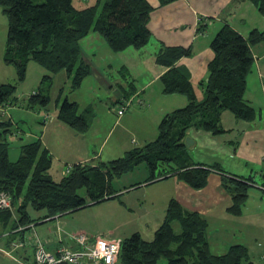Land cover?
<instances>
[{
	"label": "trees",
	"instance_id": "trees-1",
	"mask_svg": "<svg viewBox=\"0 0 264 264\" xmlns=\"http://www.w3.org/2000/svg\"><path fill=\"white\" fill-rule=\"evenodd\" d=\"M160 7L177 0H157ZM256 5L264 18V0H246ZM7 18L4 59L14 64L24 76L25 64L34 61L50 79L64 71L70 91L77 90L90 73L81 58L80 40L96 32L113 52L128 47L139 50L146 46L151 33L147 27L153 7L147 0H98L92 6L75 8L72 0H0ZM203 28H198L202 31ZM264 43V29H253L246 37L224 25L212 38L213 54L207 64V76L199 84L202 99L197 100L188 72L177 63L191 57V47H163L155 54V63L165 72L159 77L162 93L186 98L184 107L165 114L157 126V136L140 148L94 166L75 164L59 180L50 174L52 156L39 141L21 146L15 162L8 159V136L12 122L5 119L4 109L12 101L13 85L0 84V193L7 194L10 209L0 210V229L7 237L23 238L29 226L37 221L55 220L118 197L112 182L133 172L143 164L151 183L175 176L195 190L206 185L216 166L194 163L187 154L183 139L189 129L213 136L226 132L221 125L222 112L235 119L251 122L256 111L245 101L246 78L253 64L252 48ZM48 96L40 90L28 98L31 105L45 107ZM39 110V109H38ZM92 114L78 113L77 105L67 98L61 102L57 119L75 133L85 134ZM212 169V170H211ZM223 190L230 196L228 212L241 214L250 187L247 180L221 174ZM85 190V197L78 192ZM13 207V209H12ZM28 209L39 215L32 218ZM174 224L179 232L174 231ZM22 230H19V229ZM207 221L196 212L182 208L174 199L167 203L165 216L151 240L138 233L120 241L118 264H254L243 245H232L223 255H212L206 240ZM5 235V236H6Z\"/></svg>",
	"mask_w": 264,
	"mask_h": 264
},
{
	"label": "rangeland",
	"instance_id": "rangeland-1",
	"mask_svg": "<svg viewBox=\"0 0 264 264\" xmlns=\"http://www.w3.org/2000/svg\"><path fill=\"white\" fill-rule=\"evenodd\" d=\"M72 3L75 5L74 0H72ZM243 11L246 15V27H260L263 25L264 19L258 13L255 4L251 2L246 3V8ZM236 18L238 19V17ZM237 19L233 21V25L240 29L244 24L237 21ZM6 34L7 18L0 8V84L14 86L11 97L14 103L6 106V111L3 113L5 119L10 117L13 121L12 135L7 138V154L10 162L17 161L20 156L21 146L29 144L41 136V121L45 113H48L51 121L55 120L64 98H67L69 102L76 101L78 112L92 114L93 117L89 131L92 133L86 135V142L90 144L89 148L91 152L95 151V153L101 154L102 161L120 157L124 151L142 146L145 142L155 139L157 135V121L160 119L156 115V111L160 104L159 100L154 101L151 98L149 102L148 98L153 88H162L159 81L155 85L151 84L144 91V95L142 96L145 102H143L144 100L139 95L123 99V102L115 101L119 95L123 94L118 86L114 84L116 81L130 83L136 88H141L142 85L149 81L152 75L150 74V68L153 66V63L148 53H144L143 58H138L137 55H132L133 52L135 54L138 53L133 47H128L118 52L107 49L106 52L111 62H107L106 64L102 61L104 53L95 57L92 63L90 62L92 72L82 80L77 90L71 92L64 71H60L51 76L50 79H47L44 78V76L48 75L47 72L34 61H28L25 64L24 76L20 79L17 67L12 63H7L4 59ZM149 44L139 49V52L148 48ZM262 61H264V56L262 57ZM109 63H111V66H109ZM122 65L124 67H121ZM254 68H256V65L252 64L251 71L246 78L245 96L248 95L256 102L260 100V88L256 81ZM102 79L109 82L111 88L108 87V84L103 83ZM37 90L48 96L49 99L46 106L31 105L28 107L29 96ZM161 96L158 99L185 98L177 94L166 95L162 93ZM140 101H142L143 107L140 106L142 105L139 104ZM122 103L128 105V107L124 111V115L118 117L115 111ZM262 114L264 115V112ZM46 130H43V137L47 136L52 147H55V144H62V142H57L53 138V131L46 132ZM17 133L20 135H17ZM66 139L70 138H64L63 141ZM218 139H216L217 145L226 149V147L218 144ZM62 145L66 144L63 143ZM77 146L79 147L80 144L78 143ZM71 149L76 152L82 151V149H78L77 147H72ZM186 150L191 160L194 159L193 157L205 153L198 147ZM56 153H59V150H56ZM65 167L62 160H59L55 154L50 168V174L53 179L59 180L61 171ZM249 168L250 165H246V171ZM262 172H264L263 166H253V171L252 173L250 172V175H252L256 183V188L249 187L241 215L237 217L231 216L229 217L230 221L225 223V226L229 229L233 228L232 230L235 231L236 239L249 245L250 257L255 264H264V230L251 223H246L245 225L238 217H246L252 213L259 214L263 209L264 191H261V185H264V175ZM147 176L148 172L144 165L141 164L133 172L115 179L112 185L115 190L136 186L140 182H145ZM173 191L174 183L171 179L135 188L123 193L117 200L104 201L75 212L63 214L56 221L53 220L42 224L39 223L40 221H37V225H35L36 234L44 241L46 247L49 245L50 239L55 242L57 236L63 238L64 236L67 237L77 233H84L88 237L104 236L110 233L108 236L110 239L121 241L130 237L134 232H138L144 240L149 241L152 239L155 230L159 227V224L155 225L156 221H154V218L158 210L161 209L160 204H164L162 203V196L166 193L170 195ZM78 194L81 197H85V190H80ZM28 214L32 218L39 215L30 209H28ZM55 223L59 227V234L58 231L55 233V230L52 228V225ZM47 229L50 231V237L46 233ZM174 231L176 233L179 232L177 224H174ZM224 231L227 232L226 230ZM2 233L0 229V234L2 235ZM207 234L211 243L210 250L215 253L213 246L220 238L218 226L213 222L210 223ZM20 241L22 242L23 238ZM0 248H3V246ZM10 249V244L9 246L7 244V248L3 249L12 255L9 259L14 261L15 258H19L16 251L18 249L12 252ZM30 253L31 257L28 260V264H34L32 258L33 252ZM9 259L0 253V264H16ZM158 264H164V260H160Z\"/></svg>",
	"mask_w": 264,
	"mask_h": 264
},
{
	"label": "crops",
	"instance_id": "crops-1",
	"mask_svg": "<svg viewBox=\"0 0 264 264\" xmlns=\"http://www.w3.org/2000/svg\"><path fill=\"white\" fill-rule=\"evenodd\" d=\"M147 1L153 7V11L150 14V20L147 25L151 33V39L149 41L150 44L148 43L150 46L142 52H139V50H137L138 53L135 54V52H133L132 55H137L138 58H143L144 53H148L153 63V66H151L150 68V74L152 75L149 81L146 84L142 85L141 88H136L134 87V85L130 83H124L123 81H116L114 84L117 85L123 93L121 96L119 95L118 98L115 99L116 102H123V99H127L136 95H139L143 99L142 95H144V91H146L151 84L155 85V83H158L157 81H159V77L165 72V69L161 68L155 63V54L163 47H191V57L180 59L177 65L183 67L188 72L190 78L189 81L193 87L196 99L201 100L202 93L199 90L198 84L202 80L206 79L207 64L213 57V54L209 48V44L212 40L213 35L216 34L224 25H228L243 37H246L248 33L253 29H264V23L260 27H246V15L243 11V9L246 8V3L249 2L246 0H177L163 7L159 6L157 0ZM74 2L75 8L82 9L96 4L98 0H74ZM236 17H238V19ZM235 19L244 24L242 27H240V29L233 25V21ZM200 27L203 28L202 31H198V28ZM79 44L81 48V58L83 62L88 65L90 72H92L90 62L92 63L94 58L99 56L101 53L105 54L102 60L103 62H105L106 64L107 62H111L106 52L109 48L103 38L96 32L88 33L84 38L80 40ZM252 53L253 64L256 65V68H254L256 72V81L258 82L260 88V100L254 102V100H252L248 95H244V99L246 103L256 111V118L251 122H245L235 119L232 114L224 111L222 112L220 121L224 130H226L225 133L220 134L219 136L217 135L216 137L209 133L195 129H189L186 133V136L190 137L194 141V145L192 148L198 147L205 152L203 155H197L196 157H193L194 159H192V161L196 164H200L209 168L212 166H216L221 171L219 172L218 170L211 169L212 171L207 177L206 185L199 190L192 189L185 183L178 181L175 176L169 177V175L168 177H166V179L158 181L156 180L151 183H145L143 181L136 186L117 189L116 195H118V197L116 199H113L117 200L123 193L129 192L132 189L171 179L174 183V191L170 195H168L169 193H166L162 196V203L164 204H160L161 209H159L158 213H156V217L154 218V221H156L155 225L161 224L165 216L167 203L170 199H174L185 210L196 212L200 216H202L207 221V229L212 222L218 226L220 238L214 243L213 248L215 249V253L210 250L211 243L206 231V240L208 243L209 251L212 255H223L224 253H226L227 249L230 246L243 245L247 248L250 257L248 249L249 245L236 239L235 231L232 230L233 228L229 229L225 226V223L227 221H230L229 217H237L241 214L233 215L228 212V208L232 205V202L230 196L223 190L220 178L221 174H224L226 176L239 177L247 180L250 187L256 188V183L252 175H250V172L252 173L254 165H261L264 167V115L262 114V112H264V61H262V57L264 56V43H262V45L260 44L256 47H253ZM109 66H111V63H109ZM121 67H124V65H122ZM102 81L103 83L108 84V87L111 88L109 82H107L105 79H102ZM152 90L153 91H151L152 93L148 98L149 102L152 98L154 101L159 100L160 104L159 108L156 111V115L160 118L157 121V126L161 118L165 114L170 113L175 109L182 108L187 103L186 98H167L166 100L158 99L159 97H162V88H153ZM72 102L76 103V101ZM143 102H145V100ZM141 104L142 105L140 106L143 107L142 101ZM5 111L6 110L4 109V112ZM78 113L81 114L83 112ZM123 115L124 114H122L121 116ZM9 119L11 120L10 117ZM11 122L13 121L11 120ZM41 123V136L37 137L36 140L39 141L40 145L50 153L52 159H54V155L56 154L57 158L59 160H62V163L66 166L65 168H67V166L70 167L75 164L94 166L102 161L101 154L95 153V151H92V153L89 148L90 144L86 142V135H88V133H92L89 132L91 126L85 134L80 135L60 122L57 119V114L55 120L51 121V117L48 116V113H45ZM44 129H47L46 132L53 131V138L57 142H62V144L64 143L66 145L55 144V147H52L49 139H47V136L43 137ZM17 135L20 134L17 133ZM63 137H68L70 139H66L65 141H63ZM216 139H218V144L226 147V149L218 146L216 143ZM78 143L80 144L79 147L77 146ZM147 143L149 142H145L142 146L135 148L143 147ZM72 147H77L78 149H82V151L76 152L71 149ZM56 150H59V153H56ZM129 150L124 151V153ZM123 154L121 156H123ZM117 158L119 157H115L114 159ZM107 161L110 160H106L104 162ZM246 165H250V168L247 171ZM64 169L61 171V177L64 176ZM262 173L264 175V172ZM261 187V191H264V185H261ZM238 219H240V221L245 225L246 223H251L259 227L261 230H264V206L259 214L252 213L251 215L246 217H238ZM50 221L52 220H48L45 222L40 221L39 223L42 224ZM32 225L34 226L33 231L36 233L35 225L37 224L35 223ZM52 228L53 230H55V233L57 231L58 234L60 233L57 223L53 224ZM224 230H226L227 232H225ZM46 233L48 234V237H50L49 229H47ZM5 235L6 233H4L2 238L0 237V245L3 246V248H0V253L5 255L9 259V257H11L12 255L7 253L8 251H5L3 249L7 248V244L8 246L9 244L11 245V241H16L18 238L13 239L15 237H7ZM31 235L32 230H27L23 234V236L25 237ZM109 235L110 233H107L102 237L109 238ZM66 239V236H64L63 238L57 236L55 242L50 239L49 245H47V249L53 252L54 249L57 248L58 240L62 242ZM46 242L48 243L47 240ZM75 248L76 246L74 244L71 245V250H74ZM18 250L16 251L19 258H22L28 263V260L31 257L30 252H33V247L29 245L27 241V243ZM250 260L252 261L251 257ZM13 262L16 263L15 261Z\"/></svg>",
	"mask_w": 264,
	"mask_h": 264
},
{
	"label": "built area",
	"instance_id": "built-area-1",
	"mask_svg": "<svg viewBox=\"0 0 264 264\" xmlns=\"http://www.w3.org/2000/svg\"><path fill=\"white\" fill-rule=\"evenodd\" d=\"M127 107L128 105L122 103L115 111L117 116L120 117ZM70 170L71 167L67 166L63 174H68ZM10 208L9 196L0 193V210ZM29 230H32V235L23 236L22 242L20 240L13 241L10 251L22 248L28 241V244L33 247L34 264H59L62 262L66 264H118L120 241L102 236L88 237L83 233H77L67 236V239L62 241L63 243L58 240L57 248L51 252L45 246L44 241L33 231V225L29 226ZM73 244L76 248L71 250ZM14 261L16 264H28L22 258H15Z\"/></svg>",
	"mask_w": 264,
	"mask_h": 264
},
{
	"label": "water",
	"instance_id": "water-1",
	"mask_svg": "<svg viewBox=\"0 0 264 264\" xmlns=\"http://www.w3.org/2000/svg\"><path fill=\"white\" fill-rule=\"evenodd\" d=\"M183 145L186 149H191L194 145V141L190 137L185 136L183 139ZM59 264H66V263L62 262Z\"/></svg>",
	"mask_w": 264,
	"mask_h": 264
}]
</instances>
